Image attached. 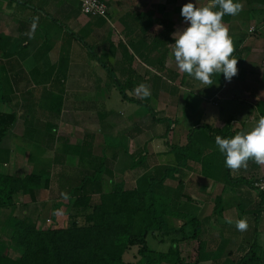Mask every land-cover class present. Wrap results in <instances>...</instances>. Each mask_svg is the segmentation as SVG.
Listing matches in <instances>:
<instances>
[{"label": "crops", "instance_id": "0c3cea01", "mask_svg": "<svg viewBox=\"0 0 264 264\" xmlns=\"http://www.w3.org/2000/svg\"><path fill=\"white\" fill-rule=\"evenodd\" d=\"M103 1L108 6L107 18L83 14L77 0H0V89L6 95L1 106L37 109L59 101L60 115L40 113L35 121L56 124L54 130L64 137L61 125L68 121L75 129L83 128L85 137L99 131L98 127L92 130L86 110L94 102L111 111H116L109 109L111 100L119 99L122 106L137 105L117 111L123 125L105 132L108 137L116 136L106 141L107 146L121 147L116 152V161L122 155L126 164L121 171H140L131 169L129 154L144 148L153 155L152 164L175 166L171 145L185 146L195 129L191 139L198 148L195 153L187 151L190 159L186 165L181 163L187 198L180 202H186L187 214L203 221L201 240L211 242L208 249L214 251L213 258H220L218 264H231L232 251L237 255L241 247L247 250L255 244V250H264V204H259L255 191L247 187L238 191L226 183V146L201 128H222L229 122L236 132L251 136L264 129L258 109L264 106V80L260 78L264 0ZM208 18L212 24L204 35L203 19ZM251 27L253 32H249ZM159 40L167 49L157 46ZM217 40L232 43L235 51L223 83L211 82L206 69L210 63L202 62L208 58L206 42ZM203 46L208 50L202 51ZM196 75H202V81ZM117 84L134 101L123 98ZM146 105L170 119L166 139L153 133L157 125L149 120ZM197 115L201 119L189 125ZM128 124L133 127L126 130ZM22 132L23 127L12 138H20ZM248 145H240L234 155L230 167L234 180L264 175V148L256 149L253 160L245 156L244 148L251 150L250 141ZM26 146L11 148L9 161L17 149L29 156ZM167 183L177 184L174 180ZM216 205L220 215L215 213ZM258 208L260 214H250ZM187 256L186 261L193 260L196 253ZM199 264H211V260Z\"/></svg>", "mask_w": 264, "mask_h": 264}, {"label": "trees", "instance_id": "16d2710c", "mask_svg": "<svg viewBox=\"0 0 264 264\" xmlns=\"http://www.w3.org/2000/svg\"><path fill=\"white\" fill-rule=\"evenodd\" d=\"M157 46L167 49L161 40L157 41ZM205 46H209V53L202 62L208 60L210 63L206 66L209 79L211 82L223 83L226 64L235 51L232 45L219 40L206 42ZM234 61L237 64L239 59ZM261 72L260 78L264 80V67ZM110 78L116 82L114 75L110 74ZM118 88L123 98L134 101L120 86ZM5 97L4 91L0 89L1 161H9V145L13 133H16L14 130L23 127L18 139L27 144L29 160L34 162L36 168L23 176L0 172V211L15 207L18 195L28 196L30 202L36 203L43 190L48 192L50 200L57 201L58 212L67 205H70V210L63 225L39 227L34 217L8 218L6 226L0 230V264H199L208 259L211 264H218L220 258H213L214 251L208 249L211 242L205 243L200 238L203 221L195 214H187L189 208L186 202H180L187 198L183 192L185 170L181 163L186 165L185 161L190 159L187 151L195 153L194 150L198 148V144L191 139L195 129L189 133L188 144L183 147L171 145L170 151L175 155L177 166L152 164L153 155L148 148H144L129 154L133 163L131 169H140L142 172L133 184L128 185L125 180L106 182L105 175L110 179L114 177L117 155L114 153L109 156L105 152L106 144L96 142L95 133L86 134L80 144H72L69 138L57 134L54 130L56 124L35 121V115L40 113L60 115L63 109L61 102L48 108L13 106L5 111L1 108V104L6 102ZM146 107L149 120L157 125L153 133L166 139L171 129L170 119L157 115L148 105ZM258 109L264 121V106ZM86 110L101 134L123 125L120 114L107 110L103 103L94 102ZM130 127L133 125L128 124L126 130ZM201 128L210 138L220 139L226 146V183L236 190L247 187L255 191L261 199L259 204H264V195L253 187L252 178L234 180L230 174L237 148L245 142L246 145L251 142V150L244 148L245 156L256 160V149L264 148V129L251 136L241 130L236 132L229 122L222 128L208 125H202ZM169 180L177 184L172 186L167 183ZM214 209L217 215L221 214L217 205ZM258 209L252 214H260L261 208ZM169 216L179 224L170 226ZM6 231L16 247L14 256L2 248L1 237ZM149 233L155 238L161 237L163 242L169 240V248L166 251L151 249L147 243ZM184 240H193L197 244L193 260L186 261L181 254L180 242ZM133 247H137L135 260H124L125 253ZM255 247V244L247 250L241 247L237 255L232 251L231 264L264 263V250H255Z\"/></svg>", "mask_w": 264, "mask_h": 264}, {"label": "rangeland", "instance_id": "374dc122", "mask_svg": "<svg viewBox=\"0 0 264 264\" xmlns=\"http://www.w3.org/2000/svg\"><path fill=\"white\" fill-rule=\"evenodd\" d=\"M221 1V0H220ZM223 2V1H222ZM218 4V2H217ZM211 19H203V23H204V30L202 31V34L205 35V33L207 34V29L211 26L212 21H210ZM203 45V44H202ZM230 45H232V43H230ZM207 48H205L204 46L202 47V51L206 50ZM208 50V49H207ZM206 50V51H207ZM227 65V64H226ZM194 78H197V81H202V75H196L194 76ZM119 93L116 92L117 97ZM112 102V103H111ZM110 108L109 109H113L116 110L118 112H125L127 108H137L138 106L135 104H129L126 106H129L126 108L125 105H120L119 99L118 102H116L115 100H111L110 102ZM115 103V104H114ZM134 103V102H133ZM113 105V106H111ZM210 106V104L208 105ZM163 107V106H162ZM2 110H9V108H7L6 106L2 105L1 106ZM217 109V107H215ZM220 110V106L218 107ZM128 112V111H127ZM48 113H43L42 115L44 117H47ZM126 116H128V113L126 114ZM58 117V116H57ZM60 118V117H59ZM201 119L200 116L197 115V117H194V122L189 121V125L196 123L197 124V120ZM204 118L202 117V120ZM207 119V118H206ZM67 121V120H66ZM59 122V121H58ZM61 122V121H60ZM58 125V123H57ZM92 130L95 131L97 129V125L92 123ZM183 125V124H182ZM74 124L71 122H66V123H62L61 127H62V132L60 131L61 135H65L67 136V138H69V140L73 143H78L83 141V137L84 134L86 133L85 130H83V128H79V129H75ZM20 129L17 130V127L15 128L14 132H19ZM15 133V134H16ZM114 135H117V132L113 133ZM96 135V142L98 144H107L106 141H114L116 140V136H112L111 134L109 135V137L107 135L101 134L100 131H97ZM105 137V138H104ZM106 139V140H105ZM158 143V147L161 146L160 145V139L157 140ZM12 143V144H11ZM10 143V147L16 149L15 146H21L23 144H25V142H21L18 138H12ZM21 144V145H20ZM109 145L105 146V152L111 156L112 154L121 151V147H118L116 145H113L112 147L110 146L111 144L108 143ZM162 144V143H161ZM56 148H58V144L55 145ZM14 158L13 161H7V162H2L1 158H0V172H4V173H10V174H15V175H20L23 176L27 173H30L34 168H36V165L34 164L33 161H30L28 159V155L26 154L25 151H20V150H15V153L13 154ZM124 160H122V155L119 156L118 161H115V168H114V177L112 179H110L108 176H104L105 181H117L120 182L123 179L127 181L128 185L129 184H133L136 179L140 176V174L142 173L141 171L135 170V171H121V169H123L124 166H126V164L123 162ZM56 201H52L48 198V192L46 190H43L40 192L39 195V201L36 203H32L30 202V199L28 196H17L15 199V203L16 206L10 209H2L0 211V230L3 229L6 226V221L8 218H10L11 216H16L18 218H29L31 217L34 220H36L37 222L40 221L39 223V227L42 226H48V225H63L66 223L67 221V214L70 210V205H67L66 207L61 208V211L58 212L59 209H56ZM55 205V206H54ZM56 209V210H55ZM250 213V211H249ZM27 214V215H26ZM252 214V213H250ZM47 219H50V222H47ZM168 224L170 226H174L178 225L179 223L175 220H173L172 217H168ZM2 231V230H1ZM161 237H157L155 238L154 236H152L151 233L148 234L147 236V243L148 246L155 250V251H166L169 246H170V241H161L160 240ZM1 244H2V248L3 250H5L6 253L14 256L16 255V247L15 244L9 239V233L8 231H6L5 233H3L2 237H1ZM180 250L181 253L183 254V257L185 258V260L188 258L187 255H191L193 253L197 252V245L194 244L193 240H184L180 242ZM137 256V247H133L130 249V251H128L127 253H125L124 255V260H135ZM166 264V263H163ZM264 264V263H262Z\"/></svg>", "mask_w": 264, "mask_h": 264}, {"label": "built area", "instance_id": "2783aa9c", "mask_svg": "<svg viewBox=\"0 0 264 264\" xmlns=\"http://www.w3.org/2000/svg\"><path fill=\"white\" fill-rule=\"evenodd\" d=\"M80 4L81 12L85 15L92 17L107 18L108 6L103 0H77ZM254 28L251 27L249 32H253ZM253 187L258 193L264 195V175L252 178ZM50 222V219H47Z\"/></svg>", "mask_w": 264, "mask_h": 264}]
</instances>
